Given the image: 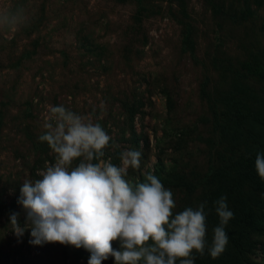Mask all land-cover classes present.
<instances>
[{
  "label": "rangeland",
  "instance_id": "rangeland-1",
  "mask_svg": "<svg viewBox=\"0 0 264 264\" xmlns=\"http://www.w3.org/2000/svg\"><path fill=\"white\" fill-rule=\"evenodd\" d=\"M5 4L22 6L27 20L0 31V264H88L83 248L30 243L17 203L24 179L41 178L55 162L39 136L49 106L61 104L101 124L113 164L123 150L140 151V168H130L127 179L156 175L172 190L175 211L207 201L209 243L219 224L215 201L226 197L234 213L226 233L245 234L249 264H260L264 180L255 157L264 153V0ZM242 161L243 170L236 167ZM13 213L25 229L20 237ZM230 244L216 264H234ZM194 255L195 264H215L207 250Z\"/></svg>",
  "mask_w": 264,
  "mask_h": 264
},
{
  "label": "clouds",
  "instance_id": "clouds-1",
  "mask_svg": "<svg viewBox=\"0 0 264 264\" xmlns=\"http://www.w3.org/2000/svg\"><path fill=\"white\" fill-rule=\"evenodd\" d=\"M25 9L0 6V31H14L26 23ZM40 142H46L55 162L47 164L36 180L24 179L17 203L31 226L30 243H59L90 252L88 264H195L207 250L218 258L229 243L225 226L234 213L221 196L215 201L218 226L207 239V201L175 211L171 189L147 173L143 182L127 179L138 170L142 153L123 150L120 165L105 159L111 137L98 122L69 110L49 106ZM255 169L264 180V153L255 157ZM10 216L12 231L25 229ZM118 244V248L114 247Z\"/></svg>",
  "mask_w": 264,
  "mask_h": 264
},
{
  "label": "trees",
  "instance_id": "trees-1",
  "mask_svg": "<svg viewBox=\"0 0 264 264\" xmlns=\"http://www.w3.org/2000/svg\"><path fill=\"white\" fill-rule=\"evenodd\" d=\"M247 164L240 162L239 164L236 165V167L240 168V169H244L245 166ZM250 170H249V167L245 170V173H249ZM261 185L264 187V181L261 183ZM249 220L253 221L254 222V218H252L251 216H249ZM230 236V234L228 235V237ZM242 239L240 240H237L235 238H229V241H230V248L232 247L233 248V252L235 254V260H234V264H249L250 262H252V258L248 257L245 255V252L243 250V246H241V241L243 239H246V235L245 234H242ZM261 248V246H260ZM218 259H214V263L216 264L218 261ZM261 263L260 264H264V259L260 261Z\"/></svg>",
  "mask_w": 264,
  "mask_h": 264
}]
</instances>
